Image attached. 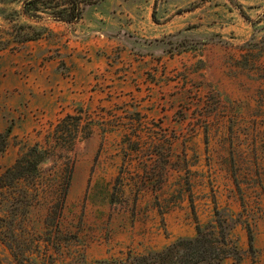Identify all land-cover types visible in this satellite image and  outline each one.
Masks as SVG:
<instances>
[{
	"label": "rangeland",
	"instance_id": "obj_1",
	"mask_svg": "<svg viewBox=\"0 0 264 264\" xmlns=\"http://www.w3.org/2000/svg\"><path fill=\"white\" fill-rule=\"evenodd\" d=\"M22 1L0 3V175L64 116L92 122L66 154L65 205L46 229L60 248L43 246L39 264L160 249L194 236L215 207L247 224L234 231L241 261L224 264H264V55L246 46L264 36V0H104L70 24L30 20ZM18 26L42 36L13 43ZM177 32L212 43L167 53ZM125 134L145 139V167L138 155L123 164ZM45 217L36 206L21 226L43 238Z\"/></svg>",
	"mask_w": 264,
	"mask_h": 264
},
{
	"label": "trees",
	"instance_id": "obj_2",
	"mask_svg": "<svg viewBox=\"0 0 264 264\" xmlns=\"http://www.w3.org/2000/svg\"><path fill=\"white\" fill-rule=\"evenodd\" d=\"M102 1L104 0H23L21 13L33 21L40 20V14H48L55 21L77 23L89 8ZM157 1L155 0V4ZM2 2L5 0H0V3ZM237 7L240 9V6ZM240 13L244 16L243 12ZM152 18L156 21L155 12ZM259 22L251 24L256 25ZM13 30L15 32L11 35L12 42L17 44L36 41L42 36V30L30 26H18ZM181 35L182 32H177L170 36L177 40L171 44L167 53L195 49L212 43L210 37L188 40L184 37L179 39ZM218 42L223 43L222 40ZM246 46L264 55V36L259 42ZM81 121V116H64L44 137L43 145L36 143L24 148L15 163L0 175V247L7 251L11 258V261L7 262L6 258L0 257V264H39L43 246L56 250L60 248V244L54 242L58 235L53 233L52 225L46 229L52 218L60 217L65 205L73 172V164L66 154L72 150L79 135L88 139L91 133L92 122L86 121L81 125ZM8 134L9 131H6L1 137L5 138ZM122 144L123 164L131 166L134 156L138 155L144 157L140 163L145 167V139L140 135L125 134ZM151 144L155 147L154 143ZM155 156L149 155L151 165L156 164ZM50 158L58 159L59 164L52 169L53 172L44 176L45 172L40 166ZM141 184L145 187V178L141 180L140 186ZM36 206H44L46 210L45 233L40 239L30 235L21 226V216H25ZM243 224L247 225L238 214L234 215L228 210L215 207L210 220L205 223L196 220L195 234L192 237H180L156 250L149 249L141 253L128 251L120 257L94 262L82 261L80 264H224L227 260L239 263L242 250L234 231ZM245 229L249 251H252L253 237L249 226Z\"/></svg>",
	"mask_w": 264,
	"mask_h": 264
}]
</instances>
